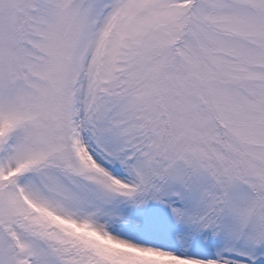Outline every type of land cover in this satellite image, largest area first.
Returning a JSON list of instances; mask_svg holds the SVG:
<instances>
[{
	"label": "snow or ice",
	"instance_id": "6c2138e0",
	"mask_svg": "<svg viewBox=\"0 0 264 264\" xmlns=\"http://www.w3.org/2000/svg\"><path fill=\"white\" fill-rule=\"evenodd\" d=\"M0 264H264V0H0Z\"/></svg>",
	"mask_w": 264,
	"mask_h": 264
}]
</instances>
